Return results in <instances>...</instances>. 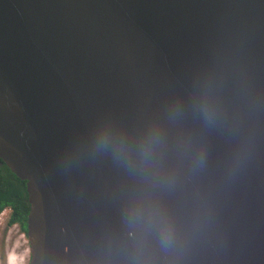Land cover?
Masks as SVG:
<instances>
[{"label":"water","instance_id":"95a60500","mask_svg":"<svg viewBox=\"0 0 264 264\" xmlns=\"http://www.w3.org/2000/svg\"><path fill=\"white\" fill-rule=\"evenodd\" d=\"M0 158L30 264H264V0H0Z\"/></svg>","mask_w":264,"mask_h":264},{"label":"trees","instance_id":"16d2710c","mask_svg":"<svg viewBox=\"0 0 264 264\" xmlns=\"http://www.w3.org/2000/svg\"><path fill=\"white\" fill-rule=\"evenodd\" d=\"M30 208L26 182L19 179L0 158V212L10 210L8 226H19L27 233Z\"/></svg>","mask_w":264,"mask_h":264},{"label":"rangeland","instance_id":"374dc122","mask_svg":"<svg viewBox=\"0 0 264 264\" xmlns=\"http://www.w3.org/2000/svg\"><path fill=\"white\" fill-rule=\"evenodd\" d=\"M10 210L0 213V264H30L27 233L19 226H8Z\"/></svg>","mask_w":264,"mask_h":264},{"label":"built area","instance_id":"2783aa9c","mask_svg":"<svg viewBox=\"0 0 264 264\" xmlns=\"http://www.w3.org/2000/svg\"><path fill=\"white\" fill-rule=\"evenodd\" d=\"M0 213H2V212H0Z\"/></svg>","mask_w":264,"mask_h":264},{"label":"clouds","instance_id":"9594fccd","mask_svg":"<svg viewBox=\"0 0 264 264\" xmlns=\"http://www.w3.org/2000/svg\"><path fill=\"white\" fill-rule=\"evenodd\" d=\"M4 212V211H3Z\"/></svg>","mask_w":264,"mask_h":264}]
</instances>
